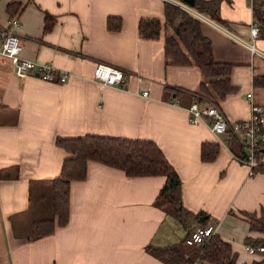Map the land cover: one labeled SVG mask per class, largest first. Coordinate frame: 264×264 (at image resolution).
I'll return each mask as SVG.
<instances>
[{
  "label": "crops",
  "instance_id": "1",
  "mask_svg": "<svg viewBox=\"0 0 264 264\" xmlns=\"http://www.w3.org/2000/svg\"><path fill=\"white\" fill-rule=\"evenodd\" d=\"M11 2L21 5L22 56L70 76L46 82L33 72L20 79L14 61L0 55V264H167L174 249L197 258L201 248L183 243L187 229L155 204L164 177H128L95 162H88L83 181L70 183L67 224L31 240L32 223L51 215L50 181L70 156L55 146L56 138L86 135L155 143L180 178L188 230L211 225L231 245L237 264L261 261L263 253L249 255L244 247L264 237L251 228L252 218L264 221V171L250 175L229 148L233 137L245 151L239 140L190 123L186 110L192 103L213 104L232 125L249 119L248 92L264 106L263 89L253 86V78L264 74V39H251L252 0H217L225 25L199 13L207 20L201 31L214 61L232 65L236 91L215 103L196 101L205 80L197 67L165 61L163 32L157 40L138 33L141 20L163 25L164 3L180 0H6L2 25ZM109 17L120 19L119 30L106 28ZM98 63L121 69L124 83L94 80ZM203 143L218 145L214 160H201Z\"/></svg>",
  "mask_w": 264,
  "mask_h": 264
},
{
  "label": "trees",
  "instance_id": "2",
  "mask_svg": "<svg viewBox=\"0 0 264 264\" xmlns=\"http://www.w3.org/2000/svg\"><path fill=\"white\" fill-rule=\"evenodd\" d=\"M217 4V0H194L191 8L217 24L225 25L218 15ZM20 6L18 2L8 3L5 8L8 18L16 17ZM252 15L259 28V38L264 39V0H252ZM163 17V25L157 19L141 20L138 23V33L145 40H157L163 32L165 61L174 66L194 65L199 69L206 81L199 84L196 92L200 96L199 100L193 99L201 102L204 98L215 103L214 101H222L234 93L236 88L231 85L229 78L232 65L214 61L211 41L201 31V20L167 2L163 5ZM120 24V19L117 18L109 17L106 20V28L110 31L119 30ZM167 27L172 29V33L168 34ZM253 86L264 91V74L253 78ZM178 93L175 92V95ZM55 146L70 156L62 162L59 175L50 181L51 215L32 223L31 240L47 237L53 234L55 227L60 228L67 224L70 183L86 178L88 162L121 170L128 177H164L165 183L155 204L165 206L170 215L187 229L184 239L190 233L191 229L188 230L187 227L191 220H187L181 202L180 178L152 141L86 135L68 139L56 138ZM229 148L234 155L244 153L241 145L233 137L229 141ZM217 153V144L201 145L202 161L214 160ZM259 170L264 171V165L260 166ZM199 218V215L192 216L197 222L200 221ZM251 228L264 235L262 219L252 218ZM254 245L264 247V237ZM172 252L170 255L172 262L167 264H191L193 261L185 257L182 251L180 253L174 249ZM198 256L204 264H237L236 253L233 252L231 245L217 235L210 237L207 244L201 247ZM251 264H264V256L261 261H253Z\"/></svg>",
  "mask_w": 264,
  "mask_h": 264
},
{
  "label": "built area",
  "instance_id": "3",
  "mask_svg": "<svg viewBox=\"0 0 264 264\" xmlns=\"http://www.w3.org/2000/svg\"><path fill=\"white\" fill-rule=\"evenodd\" d=\"M177 7L191 13L193 16L202 21H207L202 15L193 11L189 6L177 2ZM20 22L17 17L7 19L5 25L0 24V55L11 58L14 61V74L20 79L26 78L29 73L35 72L37 76L46 82H64L70 74L59 73L46 63L31 61L22 56L23 46L19 36ZM251 39L259 38L258 26L250 29ZM252 53L256 52L254 45H249ZM264 58V54H261ZM92 78L99 82L102 86H117L124 83V72L114 66L104 63H98L93 71ZM141 81V77H137ZM143 96H148L147 91H143ZM249 102L250 116L247 121L236 122L229 125L222 112L213 104L198 105L192 103L186 108L189 114V122L196 125L206 123L211 132L214 134H225L236 137L244 147L245 151L242 155H234L235 161L246 165L249 168V174L252 175L256 169L264 165V106L258 104L254 100L253 92L246 94ZM214 235V227L211 225L196 226L190 231L184 239V245L187 247H203L207 244L210 237ZM245 251L249 255L255 253H263L264 247L254 246L252 244L245 245ZM191 264H204L199 256L195 258Z\"/></svg>",
  "mask_w": 264,
  "mask_h": 264
},
{
  "label": "rangeland",
  "instance_id": "4",
  "mask_svg": "<svg viewBox=\"0 0 264 264\" xmlns=\"http://www.w3.org/2000/svg\"><path fill=\"white\" fill-rule=\"evenodd\" d=\"M5 2H6V0H0V15L3 13V7L5 6ZM203 22H205V21H203ZM257 94H258V100L259 101H261L262 99H263V93L261 92V91H257ZM258 172H257V169L254 171V174H257ZM45 188V187H44ZM43 192V189H41V190H38V192L36 193V194H41ZM45 195H48L47 194V192H45ZM38 196V195H37ZM50 196H51V194H50ZM33 198H34V196H33ZM164 208H166L165 206H164ZM17 220V219H16ZM11 223H13L14 224V219H12L11 220ZM15 224H16V221H15ZM14 224V225H15ZM194 225H196V224H193V226ZM190 249H194L195 248V246H192V247H189Z\"/></svg>",
  "mask_w": 264,
  "mask_h": 264
},
{
  "label": "water",
  "instance_id": "5",
  "mask_svg": "<svg viewBox=\"0 0 264 264\" xmlns=\"http://www.w3.org/2000/svg\"><path fill=\"white\" fill-rule=\"evenodd\" d=\"M182 3L192 7L194 5V0H180ZM203 220V219H202Z\"/></svg>",
  "mask_w": 264,
  "mask_h": 264
}]
</instances>
